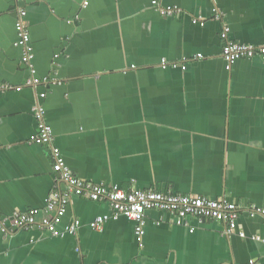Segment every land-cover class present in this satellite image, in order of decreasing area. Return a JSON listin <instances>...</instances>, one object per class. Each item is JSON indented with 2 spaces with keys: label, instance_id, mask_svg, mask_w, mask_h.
Masks as SVG:
<instances>
[{
  "label": "crops",
  "instance_id": "crops-1",
  "mask_svg": "<svg viewBox=\"0 0 264 264\" xmlns=\"http://www.w3.org/2000/svg\"><path fill=\"white\" fill-rule=\"evenodd\" d=\"M160 1L180 13L152 0H0V223L67 190L51 148L31 140L40 103L79 179L223 198L239 207L236 231L150 210L139 242L125 217L91 228L110 204L73 196L59 228L76 234L0 225V264H264V218L249 211L264 208V55L228 70L221 39L227 25L238 43H264V0ZM21 11L35 74L16 45Z\"/></svg>",
  "mask_w": 264,
  "mask_h": 264
},
{
  "label": "built area",
  "instance_id": "built-area-1",
  "mask_svg": "<svg viewBox=\"0 0 264 264\" xmlns=\"http://www.w3.org/2000/svg\"><path fill=\"white\" fill-rule=\"evenodd\" d=\"M152 6L162 16H176L181 11L178 7L162 5L160 0H152ZM26 15L25 11L19 13L16 23L18 35L16 45L23 49V62L35 74L36 71L33 68L35 54L30 44V30L25 20ZM221 16V14L215 15V19H221ZM199 21L195 20L194 22ZM201 25H204V22H201ZM230 33V27L225 25L221 32V39L225 43L223 57L227 62L228 70H231L234 63L239 59L264 55V43L261 45L238 43L230 38ZM198 58H202V55H198ZM161 65L163 68L178 67L176 63L171 64L166 59L162 60ZM182 68L185 70L187 67L184 65ZM35 83H38V80H35ZM45 97V93L39 96L40 99ZM35 117L38 121V133L31 140L33 143L51 148L54 169L59 174V179L67 185V190L65 192L53 191L43 210L31 209L14 213L10 221L11 228L5 225L4 219H1L0 225L4 235L12 234L14 230L18 229H39L54 237L76 234L78 225L66 226L63 230L59 228L73 196L86 197L95 202H108L110 204L112 214L97 217L90 224L91 228L101 230L109 220L125 217L135 224L134 232L139 242H142L145 235L146 214L150 210L165 211L176 215L179 225H182L188 218L194 217L201 221H217L226 224L227 234L236 231L239 207L223 198L211 200L202 196H185L156 191H129L117 185L109 187L79 179L68 167L60 149L54 145L53 131L45 121V108L40 103L35 107ZM249 211L253 215L264 218V208L252 205ZM39 216H42V219L39 220ZM240 236L243 238L245 234L241 232ZM256 239L259 238L256 237Z\"/></svg>",
  "mask_w": 264,
  "mask_h": 264
}]
</instances>
